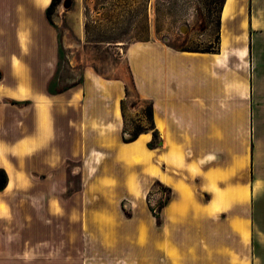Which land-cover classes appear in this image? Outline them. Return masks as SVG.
<instances>
[{
    "label": "crops",
    "instance_id": "1",
    "mask_svg": "<svg viewBox=\"0 0 264 264\" xmlns=\"http://www.w3.org/2000/svg\"><path fill=\"white\" fill-rule=\"evenodd\" d=\"M51 1L0 0V196L11 207L0 203V217L7 229L20 216L40 224V246L29 238L4 263L264 264V0H225L215 51L161 41L133 50L161 140L154 149L150 132L123 141L120 80L88 70L82 84L51 89L61 58ZM70 12L61 22L76 31ZM154 180L174 194L160 223L145 197ZM36 186L39 196L11 200Z\"/></svg>",
    "mask_w": 264,
    "mask_h": 264
},
{
    "label": "rangeland",
    "instance_id": "2",
    "mask_svg": "<svg viewBox=\"0 0 264 264\" xmlns=\"http://www.w3.org/2000/svg\"><path fill=\"white\" fill-rule=\"evenodd\" d=\"M72 1V6L66 8L61 0L49 18V21L58 28L61 37V58L51 89H55L53 88L55 85L56 89L62 90L73 83L82 84L88 70L106 79L120 80L125 85V95L121 100V104L124 102L123 137L130 138L132 133L141 128L152 133L151 124L146 116L152 101L150 96L142 94L133 75L131 67L133 50L153 41H161L175 50L215 51L220 41L221 8L224 0ZM61 9L63 12L70 10V14L78 20L76 31L71 29L66 19L61 22ZM143 79V89H150V82H147V78ZM4 108L0 99V116L7 112ZM10 158L11 162H16L17 158ZM18 161L21 171H24V158L20 157ZM25 175V172H21L23 183L29 179L25 178ZM65 176L71 181L69 174ZM244 178L247 179L248 175ZM73 180L78 186V175L73 176ZM164 186L157 180L153 181V186L145 196L150 209V201L158 206L172 194ZM31 195L39 196V187L36 186L32 194L28 191H17L11 200L16 204L17 201ZM7 199L6 196H0L2 210L9 213L11 207L7 204ZM22 208L25 210L29 207L27 204L17 205L12 211L21 214ZM159 216L161 219V214ZM17 218L12 224L13 227L9 226L7 229V222L0 217V264H6L3 255H7L10 247L22 252L25 241L29 238L36 240L35 245L40 246L38 244L40 237L36 236L40 229L39 222L26 226L21 216ZM14 231L18 234L9 240L8 234Z\"/></svg>",
    "mask_w": 264,
    "mask_h": 264
},
{
    "label": "trees",
    "instance_id": "3",
    "mask_svg": "<svg viewBox=\"0 0 264 264\" xmlns=\"http://www.w3.org/2000/svg\"><path fill=\"white\" fill-rule=\"evenodd\" d=\"M61 2V0H52L50 5L47 8V16L48 18H50V16L52 15V13L55 11L57 5ZM225 0L223 1L224 4ZM222 4V7H223ZM222 10V8H221ZM121 108H122V112L124 113V102H122L121 104ZM146 116L148 121L151 124L150 130H152V134H153V138L150 142H148V147L151 149L157 148L160 146L161 144V140L159 138V133L156 129L155 123H154V119H153V105L152 102L148 108V110L146 111ZM143 132H148V130H145L144 128H141L140 130L134 132L131 134L130 138H125L123 137V141L128 143V142H132L134 140H136L140 134H142ZM8 182V174L6 172L5 169L0 168V191L4 190L6 185ZM165 189H168L169 191L172 192V190L170 188H168L167 186H164ZM174 197V194L172 193L171 195H168L166 197V199L163 202H160V204L158 205V212H155L154 208L151 206V210L153 211L154 216L157 218L158 223L161 222L160 219V214L162 209L172 200V198Z\"/></svg>",
    "mask_w": 264,
    "mask_h": 264
},
{
    "label": "bare ground",
    "instance_id": "4",
    "mask_svg": "<svg viewBox=\"0 0 264 264\" xmlns=\"http://www.w3.org/2000/svg\"><path fill=\"white\" fill-rule=\"evenodd\" d=\"M45 3L48 2L49 0H43ZM2 162V158L0 156V163ZM7 169H8V172L11 176V183H10V186L9 188L12 189V187L14 186V173H13V170H12V167L9 163H7Z\"/></svg>",
    "mask_w": 264,
    "mask_h": 264
},
{
    "label": "water",
    "instance_id": "5",
    "mask_svg": "<svg viewBox=\"0 0 264 264\" xmlns=\"http://www.w3.org/2000/svg\"><path fill=\"white\" fill-rule=\"evenodd\" d=\"M73 4V1L72 0H63V5L66 7V8H70Z\"/></svg>",
    "mask_w": 264,
    "mask_h": 264
},
{
    "label": "built area",
    "instance_id": "6",
    "mask_svg": "<svg viewBox=\"0 0 264 264\" xmlns=\"http://www.w3.org/2000/svg\"><path fill=\"white\" fill-rule=\"evenodd\" d=\"M150 205L154 208L155 212H158V206L154 202H149Z\"/></svg>",
    "mask_w": 264,
    "mask_h": 264
}]
</instances>
